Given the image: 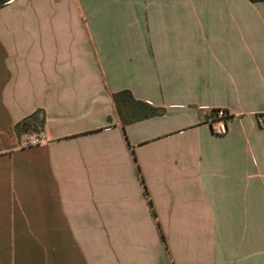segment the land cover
Wrapping results in <instances>:
<instances>
[{
	"label": "crops",
	"instance_id": "obj_1",
	"mask_svg": "<svg viewBox=\"0 0 264 264\" xmlns=\"http://www.w3.org/2000/svg\"><path fill=\"white\" fill-rule=\"evenodd\" d=\"M123 91L162 113L123 122ZM261 113L263 2L10 0L0 264H264Z\"/></svg>",
	"mask_w": 264,
	"mask_h": 264
},
{
	"label": "trees",
	"instance_id": "obj_2",
	"mask_svg": "<svg viewBox=\"0 0 264 264\" xmlns=\"http://www.w3.org/2000/svg\"><path fill=\"white\" fill-rule=\"evenodd\" d=\"M10 0H0V7H3ZM251 2H263L264 0H250ZM114 103L117 106V110L120 118L123 122H134L141 119L159 115L162 113V109L152 108L146 103L135 101L131 94L127 91H123L112 96ZM44 123V117L39 112H35L17 123L14 126L16 135H20L22 132L35 131L38 132L42 129Z\"/></svg>",
	"mask_w": 264,
	"mask_h": 264
},
{
	"label": "built area",
	"instance_id": "obj_3",
	"mask_svg": "<svg viewBox=\"0 0 264 264\" xmlns=\"http://www.w3.org/2000/svg\"><path fill=\"white\" fill-rule=\"evenodd\" d=\"M216 129L215 133L218 135H223L226 133V114L223 110H218L216 112ZM256 125L259 128L264 129V113L257 114L256 115ZM42 142L41 138L39 137H33L31 140L27 142V145L34 146L38 145Z\"/></svg>",
	"mask_w": 264,
	"mask_h": 264
}]
</instances>
